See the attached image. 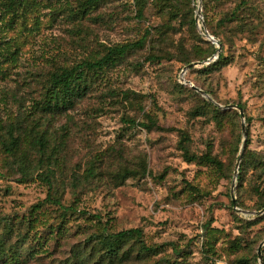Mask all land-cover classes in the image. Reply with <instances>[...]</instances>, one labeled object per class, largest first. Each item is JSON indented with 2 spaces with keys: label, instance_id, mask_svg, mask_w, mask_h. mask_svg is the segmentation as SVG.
I'll list each match as a JSON object with an SVG mask.
<instances>
[{
  "label": "rangeland",
  "instance_id": "374dc122",
  "mask_svg": "<svg viewBox=\"0 0 264 264\" xmlns=\"http://www.w3.org/2000/svg\"><path fill=\"white\" fill-rule=\"evenodd\" d=\"M8 1L0 0V129L8 138L16 124L20 145L9 154L0 144L1 264H75L95 235L136 227L159 250L123 264H264V195L254 189L264 183L246 171L233 187L243 119L228 107L240 104L246 116L240 164L248 139L264 158V0H244L227 26L218 21L241 0H208L227 59L212 68L215 52L187 70L208 53L196 33L217 47L203 34V0H191V27L171 0H149L142 16L135 0L87 8L86 0H20L11 10ZM140 39L122 62L88 73L83 98L43 109L54 72ZM183 147L221 166L189 162Z\"/></svg>",
  "mask_w": 264,
  "mask_h": 264
},
{
  "label": "trees",
  "instance_id": "16d2710c",
  "mask_svg": "<svg viewBox=\"0 0 264 264\" xmlns=\"http://www.w3.org/2000/svg\"><path fill=\"white\" fill-rule=\"evenodd\" d=\"M20 0H9L8 9H14L16 4ZM149 0H135L136 4L139 6V15L142 16V12ZM176 9L177 16L181 17V21L187 20L184 26H195L196 20L194 18V8L192 6L191 0H171ZM101 0H86L84 2L85 8L89 6L96 7L99 5ZM245 5V1L241 0L233 11L226 13L218 23L220 26H227L238 19V10ZM208 6V0H203V11L205 16V22L210 33L222 44V51L216 61L209 64V66L217 67L225 64L227 57L225 56V42L223 37L214 27L210 25L209 17L206 12ZM198 42L205 44L207 46L208 53L205 56H195L194 60L204 62L209 56L217 51V47L209 40L205 39L204 35L196 33ZM144 39H140L136 42L126 43L123 45L111 46L108 48L107 52L94 60H84L72 67H63L59 71L54 72L51 75L50 83L51 89L49 90V96L43 103V109L52 110L54 107H58L59 104L66 106L67 103L70 105L77 98H83L90 89V77L89 72L103 71L107 67L116 65L118 62H122L126 56L134 49H137L144 45ZM190 62V61H188ZM194 89V88H193ZM241 106L240 104H238ZM249 121V117L247 119ZM126 122L132 125L143 126L147 128H152L156 126V122L151 120L150 124L138 122L134 118L126 119ZM17 126L12 123L8 128V138H5L1 134L0 129V144L3 146L5 151L12 154L19 148L20 141L16 136ZM44 137L37 140L41 150H45ZM250 140L248 139L247 149L245 151L240 170H239V181H244V176L246 171H251L252 174L256 176V180L264 183V158L261 157L256 152L249 151ZM184 149V157L189 162L201 161L217 167L221 166V162L214 157L209 155H195L190 154L187 148ZM130 171H125L122 178H126ZM51 182H49V185ZM254 189L258 195L263 197L264 187L261 188L260 184L254 185ZM46 201L58 206H63L65 209L70 207L64 206L60 201L59 197L56 195L49 194ZM260 207H264V202L261 203ZM159 250V246L147 244L143 230L139 227L130 228L118 231L116 233H102L95 235L92 239H89L80 255L76 254L74 258L75 264H123L132 260L133 253H137V257H142L146 255L156 254ZM5 241L0 235V264L2 259L6 254ZM98 256V257H97ZM95 257L98 259L94 261ZM115 262V263H114Z\"/></svg>",
  "mask_w": 264,
  "mask_h": 264
},
{
  "label": "water",
  "instance_id": "95a60500",
  "mask_svg": "<svg viewBox=\"0 0 264 264\" xmlns=\"http://www.w3.org/2000/svg\"><path fill=\"white\" fill-rule=\"evenodd\" d=\"M202 16H203V15H202V5H201L200 2H198V6H197V10H196V18H197V21H198V22H200V17L202 18ZM203 26H204V28H205V24H204V22H203ZM203 34H206V35L209 37V39L212 40V41L217 45V51H216V54H215V56H214L213 58L209 59V61H212V60H214V59H217V58L219 57V54H220L221 51H222V44H221V43H220V42H219V41H218L213 35H211L210 33H208V32H207V33L203 32ZM202 63H203V62H201V61H196V62L189 63V64L186 66L185 70H187V69H189V68H191V67H193V66H196L197 64H202ZM192 86L194 87L195 90L201 92V93L204 94V95H207V93L204 92L202 89H200V88H198V87H196V86H194V85H192ZM228 107H229V108H236V109H239V111H240V115H241V117H242V119H243V122H242V131H243V149H242L241 155H240V157H239V162H238V164H237V168H236V171H235V179H234V182H233V187H234V186H235L236 179H237V176H238V174H239L240 166H241L240 162H241V159H242V156H243V153H244V149H245V146H246V143H247V128H246V116H245V112H244L243 107H241V106H239V105H236V104H230V105H228ZM232 199H233L235 205H237L236 202H235V197H234L233 192H232ZM257 213H258V214L264 213V209H262L261 211H259V212H257ZM263 245H264V241L260 244V247H259V249H258V256H259V259H260V260H262V246H263Z\"/></svg>",
  "mask_w": 264,
  "mask_h": 264
}]
</instances>
